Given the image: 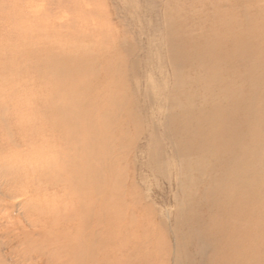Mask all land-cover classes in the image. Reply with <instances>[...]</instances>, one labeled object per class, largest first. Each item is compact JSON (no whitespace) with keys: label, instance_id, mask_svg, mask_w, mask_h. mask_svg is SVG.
Instances as JSON below:
<instances>
[{"label":"bare ground","instance_id":"bare-ground-1","mask_svg":"<svg viewBox=\"0 0 264 264\" xmlns=\"http://www.w3.org/2000/svg\"><path fill=\"white\" fill-rule=\"evenodd\" d=\"M175 2L180 6L164 15L174 80L167 139L181 170L175 198L182 249L175 264H264V0ZM103 52L90 61L84 51L59 55L47 64L60 83L76 86L80 104L91 106V89L116 113V66ZM0 73V113L5 110L10 133L25 149L24 157L1 152L0 167L16 171L8 179L23 197L30 229L24 225L20 245L35 257L31 264H169L166 240L133 229L135 219L142 229L148 217L141 196H131L138 202L130 210L124 204L130 211L124 253L110 248L107 194L95 181L87 132L66 118L69 91L33 87L12 69ZM81 85L89 89L82 93ZM174 176L169 170L164 176L172 188Z\"/></svg>","mask_w":264,"mask_h":264},{"label":"rangeland","instance_id":"rangeland-1","mask_svg":"<svg viewBox=\"0 0 264 264\" xmlns=\"http://www.w3.org/2000/svg\"><path fill=\"white\" fill-rule=\"evenodd\" d=\"M175 1L0 0V71L12 69L20 78L27 77L33 87L52 85L72 95L70 100H64L65 109L72 110L66 118L77 124L79 131L85 130L91 142L98 173L95 181L109 202L110 248L124 253L125 225L130 219L127 217L130 211L124 209V204L130 210L138 202L131 196H141V202L149 207L148 217L142 229L135 219L133 229L136 234L140 231L141 236L144 232L148 238L166 240L169 264L176 263L182 249L177 235L178 200L175 198V184L181 170L167 139L168 96L174 80L169 77L173 65L168 57L170 36L164 15L169 8L176 10L180 6ZM70 49L76 53L84 51L87 61L95 56L100 58L106 50L107 53L103 52L106 59H113L116 66L112 80L119 111L115 113L105 99H97L91 89L86 94L91 106L80 104L81 99L74 93L76 86H65L49 70L47 63L50 59L57 60L59 55L76 58ZM39 65L43 67L42 72L37 69ZM98 69L102 68L98 65ZM77 89L83 93L89 88L81 85ZM95 102L103 116L94 112ZM98 116L103 119L96 121ZM96 125L101 128L99 135L94 133ZM0 140V153L11 150L24 157L25 149L16 134L10 133L5 110L0 113ZM97 140L101 145L97 146ZM167 170L175 174L173 188L165 183ZM11 171L16 173L0 167V264H31L35 257H30L20 245L26 226L20 210L23 197L10 188ZM38 175L31 170L29 177L36 179ZM96 198H100L99 194ZM192 247L187 245V249Z\"/></svg>","mask_w":264,"mask_h":264}]
</instances>
